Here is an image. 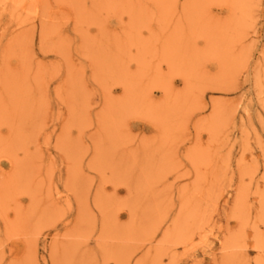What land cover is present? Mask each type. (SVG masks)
Masks as SVG:
<instances>
[{"label":"rangeland","instance_id":"obj_1","mask_svg":"<svg viewBox=\"0 0 264 264\" xmlns=\"http://www.w3.org/2000/svg\"><path fill=\"white\" fill-rule=\"evenodd\" d=\"M0 264H264V0H0Z\"/></svg>","mask_w":264,"mask_h":264}]
</instances>
